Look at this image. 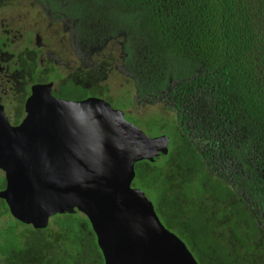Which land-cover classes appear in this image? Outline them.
Masks as SVG:
<instances>
[{
    "label": "trees",
    "instance_id": "obj_1",
    "mask_svg": "<svg viewBox=\"0 0 264 264\" xmlns=\"http://www.w3.org/2000/svg\"><path fill=\"white\" fill-rule=\"evenodd\" d=\"M62 2L79 44L118 46L137 98L164 91L169 100L168 122L147 121L155 132L169 125V155L137 162L133 186L200 264H264V0ZM59 84L63 97L89 93ZM2 215L12 221L0 231V264H104L86 215L57 214V228L35 229L0 199Z\"/></svg>",
    "mask_w": 264,
    "mask_h": 264
},
{
    "label": "water",
    "instance_id": "obj_2",
    "mask_svg": "<svg viewBox=\"0 0 264 264\" xmlns=\"http://www.w3.org/2000/svg\"><path fill=\"white\" fill-rule=\"evenodd\" d=\"M170 145V135L149 136L101 96L65 98L53 82L37 83L19 124L0 105V197L36 229L56 214L84 213L104 264H200L133 186L136 163L166 158Z\"/></svg>",
    "mask_w": 264,
    "mask_h": 264
},
{
    "label": "flooded vegetation",
    "instance_id": "obj_3",
    "mask_svg": "<svg viewBox=\"0 0 264 264\" xmlns=\"http://www.w3.org/2000/svg\"><path fill=\"white\" fill-rule=\"evenodd\" d=\"M14 6L24 7L19 16L27 17L28 20L26 19L25 23L21 20L17 22V17L9 12L10 7ZM69 6L72 4L64 3L62 0H53V2L50 0H0V105H3L12 125L19 124L25 118L27 98L31 94L32 86L37 83L53 82V93L58 95L59 83L69 79L79 88L89 92L85 97L70 99H82L88 96H101L107 99L105 94L107 90L109 91L108 79L115 67L120 68V65L116 63L119 58L104 52L106 51L104 48L110 41L91 50L87 45L79 44L81 36L78 35L79 32L75 27V19L63 12V8ZM35 7L38 9L31 12V9ZM42 15L48 16L50 23L58 22L60 28H57L56 32L70 34L69 47L59 50L54 47L49 34L51 32L55 36V31H50L55 29L52 25L44 28L34 27L41 26ZM37 20L40 23H34ZM63 40L62 38L61 42ZM116 47L118 46L114 45L111 49L114 50ZM111 49L110 52H112ZM61 52L69 56L75 52V59L78 57V62L75 60V63H72L73 66L69 61L66 62V66L63 67L66 70L64 77H61L63 71L61 64L63 57L66 59L67 56ZM86 56L89 58L87 61L84 60ZM79 58L82 59L81 62ZM122 66L125 67L123 62ZM127 69L132 71L129 67ZM58 79L60 81L56 82ZM133 83L136 89L138 83L136 80ZM160 98H166L164 91ZM0 170L3 172L1 178H5L4 171ZM5 187L6 180L1 189Z\"/></svg>",
    "mask_w": 264,
    "mask_h": 264
},
{
    "label": "rangeland",
    "instance_id": "obj_4",
    "mask_svg": "<svg viewBox=\"0 0 264 264\" xmlns=\"http://www.w3.org/2000/svg\"><path fill=\"white\" fill-rule=\"evenodd\" d=\"M11 10L9 12H11L14 16L17 17V22H19L20 20L23 21L25 23L27 17L24 16H19L22 12L24 7L21 6H14V7H10ZM38 8H32L31 12H35ZM7 11V10H5ZM43 17V21L41 26H34L35 28L37 27H47L49 25H52L53 28L55 29H51L50 31H55V36L49 32V34L51 35V43L54 45V47L59 50V49H64L69 47V39L70 34L62 32V31H58L56 32L57 28H60V25H58L56 21H54L53 23H50V18L46 15H42ZM28 20V19H27ZM32 22V21H30ZM34 23H40L39 20L35 21ZM56 38L58 40V45L56 46ZM64 39L61 42V39ZM68 40V41H67ZM46 42H48L46 40ZM61 42V43H60ZM114 47V46H113ZM112 46L111 44L107 45L104 51L106 54L111 53V55H113L115 58L116 56L119 57V52H118V47H116L114 50L111 49ZM72 50H74L73 48H71ZM110 49L112 52H110ZM62 53V52H61ZM64 54V53H62ZM65 55V54H64ZM67 56L66 59L63 57L62 59V68L63 71L61 73V77L65 76L66 70L63 68L64 66H66V62H70V64L73 66L72 63H75V60L78 62V57L75 59V52H73L72 55H65ZM96 57V56H95ZM70 59V60H68ZM85 61L89 60V58L86 56V59H84ZM116 63H118L120 65V68L115 67L113 69V73H111L110 78L108 79V88L109 91L107 90L106 94L108 97H111L113 100V105L116 108H119L121 110L124 111L125 116L127 119L131 120L133 119L132 116H137L140 118V122H137V125H139L149 136H157L160 134H163L164 132L161 131H157L155 132V128L157 127H151L149 122L150 119L153 120L154 118H160L163 117L166 118V121L168 122L170 120V118L167 117H172L173 116V111L172 109H168L166 107L167 101H169L168 99H162L160 98V96H158L157 98H155L154 100H142L140 98H136V94H135V85H134V76L135 73H133V71H128L127 67H123L122 66V60L119 59L116 61ZM78 65V64H77ZM130 78V79H128ZM60 80L58 79L56 82H59ZM139 100L141 102H139ZM150 126V128H153L154 131L152 132V130H149L148 126ZM169 125H164V129H165V133L166 130L168 131L167 127ZM159 127L156 129L158 130ZM164 131V130H163ZM3 176V172L0 170V177ZM147 194V193H146ZM149 196V194H147ZM149 198L151 199V197L149 196ZM1 199V197H0ZM81 215H85L82 212H78ZM60 220L62 221H66V219L62 216L58 217ZM56 220H57V214L54 215L53 217L50 218V227H54L57 228L58 224H56ZM12 219L10 218V216L8 215H2L0 216V231L6 229L9 225V223H11ZM23 223V222H22ZM25 224V223H24ZM24 224H19L18 226H20L19 230H28V226L24 225Z\"/></svg>",
    "mask_w": 264,
    "mask_h": 264
}]
</instances>
